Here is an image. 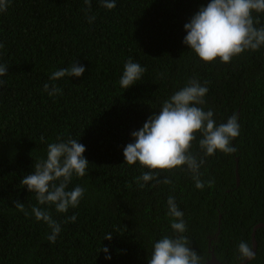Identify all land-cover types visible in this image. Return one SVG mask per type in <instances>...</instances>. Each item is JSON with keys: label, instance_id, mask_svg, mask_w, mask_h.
Returning a JSON list of instances; mask_svg holds the SVG:
<instances>
[{"label": "trees", "instance_id": "trees-1", "mask_svg": "<svg viewBox=\"0 0 264 264\" xmlns=\"http://www.w3.org/2000/svg\"><path fill=\"white\" fill-rule=\"evenodd\" d=\"M209 2L115 0L107 10L101 0H91V7L84 0H10L0 13V64L8 67L0 77V264H147L154 242L173 234L169 196L184 214L190 247L205 263L211 249L220 264L241 262L237 245L251 246L253 228L264 224V47L227 64L199 61L183 44L184 25ZM89 17L95 19L89 23ZM260 20L264 24V14ZM129 58L146 71L124 90L119 79ZM75 62L85 68L80 77L49 80ZM192 78L207 82L202 107L214 112L217 124L237 115V152L217 151L206 159L199 170L202 190L185 166L140 188L136 177L147 169L124 164V147ZM45 83L61 93L49 96ZM58 137L84 145L89 162L86 175L74 176L68 186L83 187L84 196L66 213L38 205L20 184ZM199 138L191 151L202 156ZM166 176L172 184L159 183ZM17 200L27 217L13 207ZM33 206L61 223L55 243L47 239V224L31 215ZM72 215L75 222L64 223ZM109 233L111 241L104 240ZM255 239V259L246 264H264L263 228Z\"/></svg>", "mask_w": 264, "mask_h": 264}, {"label": "clouds", "instance_id": "clouds-1", "mask_svg": "<svg viewBox=\"0 0 264 264\" xmlns=\"http://www.w3.org/2000/svg\"><path fill=\"white\" fill-rule=\"evenodd\" d=\"M91 7V0H84ZM10 6V0H0V13ZM101 6L107 10L115 8V0H101ZM264 14V0H210L202 6L184 25L186 35L183 44L186 45L199 61L210 64L217 59L222 64L230 63L244 52H255L264 47V24L260 16ZM95 17H89L91 23ZM259 25V27H258ZM4 45L0 43V48ZM8 67L0 64V77L7 74ZM85 71L77 62L69 67L54 71L50 81L63 77H80ZM146 69L129 58L119 79V86L126 90L141 81ZM5 82L0 80V87ZM43 90L49 96H56L61 89L55 84L45 83ZM208 93L207 82L203 85L192 78L185 86L175 91L162 103L157 114L150 115L143 126L131 133L132 141L123 150L124 164L131 166L139 164L141 175L136 177V183L143 188L149 181H156L161 173L171 172L185 166L191 174L196 189L202 190L205 182L201 179L200 168L206 159L217 151L225 155H233L237 149L232 142L240 134V125L236 114L226 122L217 124L214 112L202 107ZM199 135L198 148L201 155L191 151L193 141ZM41 137V141H43ZM85 146L77 140L68 138L47 144L46 158L39 159L34 165V171L20 180L22 187L35 194L38 205L54 206L56 213H66L69 208H76L84 196L85 189L79 185L68 190L73 177H84L89 162L83 156ZM159 183L172 184L167 176ZM214 181H207L211 187ZM25 217L29 212L25 204L16 201L13 206ZM167 216L170 217L172 235H164L152 246L147 264H205L201 255L190 247V240L184 234L187 231L183 212L179 210L175 197L167 199ZM31 215L36 221H42L49 227L47 239L55 243L61 232V223L53 219L46 208L33 206ZM76 216L72 215L64 223H74ZM109 233L104 240L111 241ZM104 253L107 248H100ZM99 251V252H100ZM238 259H255L252 246L247 241H241L236 249ZM105 259H111L106 255Z\"/></svg>", "mask_w": 264, "mask_h": 264}, {"label": "water", "instance_id": "water-1", "mask_svg": "<svg viewBox=\"0 0 264 264\" xmlns=\"http://www.w3.org/2000/svg\"><path fill=\"white\" fill-rule=\"evenodd\" d=\"M237 170V169H236ZM237 181L239 180L238 175H236ZM258 228H263L264 229V224H258L253 228L252 234H251V246L253 248V252L255 253L256 251V239H255V232ZM248 260H244L240 263L237 264H246ZM205 264H220V262L216 259L213 253V249L210 250V259L205 263Z\"/></svg>", "mask_w": 264, "mask_h": 264}]
</instances>
